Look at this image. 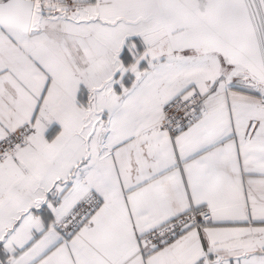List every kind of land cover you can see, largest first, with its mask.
Instances as JSON below:
<instances>
[{
  "label": "snow or ice",
  "instance_id": "6c2138e0",
  "mask_svg": "<svg viewBox=\"0 0 264 264\" xmlns=\"http://www.w3.org/2000/svg\"><path fill=\"white\" fill-rule=\"evenodd\" d=\"M0 264H264V0H0Z\"/></svg>",
  "mask_w": 264,
  "mask_h": 264
}]
</instances>
